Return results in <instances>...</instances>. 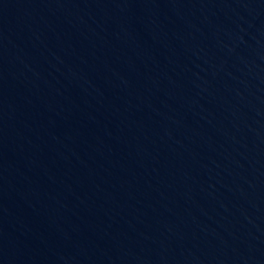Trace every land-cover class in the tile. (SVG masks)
<instances>
[{
    "label": "water",
    "instance_id": "1",
    "mask_svg": "<svg viewBox=\"0 0 264 264\" xmlns=\"http://www.w3.org/2000/svg\"><path fill=\"white\" fill-rule=\"evenodd\" d=\"M0 264H264V0H0Z\"/></svg>",
    "mask_w": 264,
    "mask_h": 264
}]
</instances>
